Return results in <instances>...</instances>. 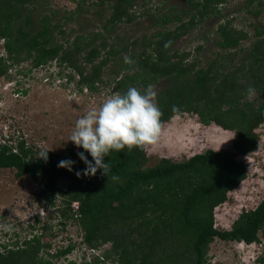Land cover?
Segmentation results:
<instances>
[{"label":"trees","instance_id":"1","mask_svg":"<svg viewBox=\"0 0 264 264\" xmlns=\"http://www.w3.org/2000/svg\"><path fill=\"white\" fill-rule=\"evenodd\" d=\"M73 1L76 10L57 19L58 12L49 7L48 0H0V41L6 51L5 56L0 55V77L8 74L10 65L29 60L37 67L58 60L79 75L81 90L98 89L108 64L109 78L115 77L121 93L137 85L145 89L166 77L167 85L157 94L162 125L176 114L196 113L204 124L215 122L234 130L235 151L209 149L185 162L162 158L154 166L146 165L145 151H113L105 162H110L109 177L116 175L119 179L108 181L102 169L95 176L77 177L76 172L86 168L77 155L84 151L82 148L66 145L60 152L50 150L45 161L38 157L42 149L23 139L17 143L6 139L0 140V169L15 168L18 177L29 175L42 185L39 197L49 203L53 204L57 195L64 196L66 217L76 218L84 231V242L93 247L112 242L110 257L118 264H212L208 262L209 248L217 237L246 244L259 241V232L264 231V198L255 208L242 211L229 230L215 227L214 209L247 177L245 163L237 160V154L258 147L255 130L264 123V25L255 27L257 38L248 56L224 72L225 66L214 67V63L196 68L174 47L200 21L219 15V5L227 0H191L193 13L157 14L156 24L165 28L152 34L150 41L144 38L138 52L130 49L138 39L119 48L123 40L113 44L109 37L118 23L138 17L135 0H96L95 5L101 9L99 17L106 5L112 8L104 20V32L77 34L72 41L65 37L59 40L58 34L65 35V25L90 0ZM259 4L263 5L264 0ZM219 27L223 48L236 47L240 37L247 34L225 23ZM121 52H131L130 62H125ZM125 70L130 73L121 75ZM250 86L262 98L249 100ZM85 155L92 159L87 152ZM66 159L75 161L72 171L58 167ZM60 177L70 180L66 190L57 185ZM73 201L78 202V208L71 206ZM47 246L39 234L21 244L2 243L0 264H55L41 255ZM73 250L74 245L69 244L52 256L59 259ZM262 260L264 256H259L258 261ZM67 264L77 263L70 260Z\"/></svg>","mask_w":264,"mask_h":264},{"label":"rangeland","instance_id":"2","mask_svg":"<svg viewBox=\"0 0 264 264\" xmlns=\"http://www.w3.org/2000/svg\"><path fill=\"white\" fill-rule=\"evenodd\" d=\"M260 1L227 0L219 5V15H211L200 21L192 31L176 41L174 48L180 55H186V62L195 63L196 68H207L212 63L214 67L225 66L224 72L235 68L248 56L257 38L255 27L264 25V4L260 5ZM48 2L49 7L58 12L57 19H63L77 8L73 0ZM95 3L96 0H90L84 10L74 14V18L64 27L65 35L58 34L59 40L63 41L65 37L72 41L77 34L104 32L103 23L112 8L106 5L99 17L97 12L101 9ZM135 3L134 10L138 17L134 21L118 23L111 35L104 33L109 35L113 44L123 40L119 48L138 39L137 45L130 47L135 52L142 49L144 38L150 41L152 34L165 28L156 24L157 14L176 12L185 15L195 12L191 0H135ZM144 10L148 11L140 15ZM222 23L247 33L240 37L236 47L220 46L223 35L219 26ZM120 54L128 57L131 52ZM0 55H6L3 41H0ZM109 69L111 65L108 64L104 81L100 82L98 89L84 87L81 90L79 75L58 60L38 67L34 66L32 60L10 65L8 74L0 77V140L10 139L17 143L23 139L36 148L54 152L62 151L66 145L75 146L69 141L75 121L87 110L98 107L108 96L120 92L115 77L109 78ZM126 72L129 71H122L121 75ZM167 82L165 77L151 85L158 94ZM137 88L141 92L144 90L142 85H137ZM262 96L256 92L254 97L248 99ZM255 132L259 137L257 149L237 154V160L245 163L247 177L228 192L224 203L214 209V224L219 230H229L242 211L255 208L264 198V123ZM235 137L234 130H227L215 122L204 124L196 113L176 114L162 125L158 142L148 148L146 165H157L162 158L185 162L209 149L235 151ZM16 172L15 168L0 169V225L12 226L9 231L0 228V244H21L26 238L39 234L42 241L49 244L41 255L52 259L55 264H67L70 260L77 264H118L110 257V253H113L112 242H103L98 247L84 242V231L76 218L66 217L68 206L64 196L57 195L54 203H49L47 199L39 197L42 185L29 175L18 177ZM69 184L70 180L66 177L57 180L58 187L63 190ZM77 203L73 201L71 206L75 208ZM69 244L74 245L70 254L59 259L52 256ZM209 249L208 262L212 264H264V260L258 261L259 256H264V231L259 232V241L253 244L217 237Z\"/></svg>","mask_w":264,"mask_h":264},{"label":"clouds","instance_id":"3","mask_svg":"<svg viewBox=\"0 0 264 264\" xmlns=\"http://www.w3.org/2000/svg\"><path fill=\"white\" fill-rule=\"evenodd\" d=\"M125 62H130L127 56ZM255 94V88L250 86L247 89L248 98L251 99ZM156 97L157 92L151 84L143 92L136 87H129L124 93L116 92L108 96L98 107L87 110L75 121L69 141L84 150L77 155L86 165L85 169L76 172L78 178L95 176L102 169V175L107 176L108 181L118 180L116 175L109 177L110 162H105L106 156L125 149L128 152L133 149L147 152L150 146L158 142L163 113ZM173 108L176 110V106ZM49 151L41 150L38 157L47 161ZM85 152L90 154L91 160ZM74 163L71 159L61 160L58 167L72 171ZM0 228L9 231L12 226L3 224Z\"/></svg>","mask_w":264,"mask_h":264},{"label":"built area","instance_id":"4","mask_svg":"<svg viewBox=\"0 0 264 264\" xmlns=\"http://www.w3.org/2000/svg\"><path fill=\"white\" fill-rule=\"evenodd\" d=\"M76 208H78V203H77V204H75V209H76Z\"/></svg>","mask_w":264,"mask_h":264}]
</instances>
